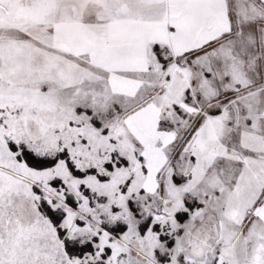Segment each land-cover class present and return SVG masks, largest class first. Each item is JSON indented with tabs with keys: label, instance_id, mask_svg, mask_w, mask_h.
Here are the masks:
<instances>
[{
	"label": "snow or ice",
	"instance_id": "6c2138e0",
	"mask_svg": "<svg viewBox=\"0 0 264 264\" xmlns=\"http://www.w3.org/2000/svg\"><path fill=\"white\" fill-rule=\"evenodd\" d=\"M0 264H264V0H0Z\"/></svg>",
	"mask_w": 264,
	"mask_h": 264
}]
</instances>
